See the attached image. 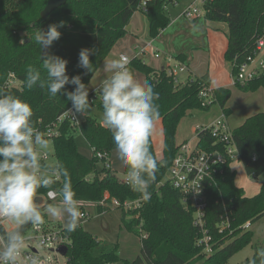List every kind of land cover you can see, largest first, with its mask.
I'll use <instances>...</instances> for the list:
<instances>
[{
    "label": "trees",
    "instance_id": "1",
    "mask_svg": "<svg viewBox=\"0 0 264 264\" xmlns=\"http://www.w3.org/2000/svg\"><path fill=\"white\" fill-rule=\"evenodd\" d=\"M46 1L0 0V90L29 102L34 110V126L40 128L54 121L71 103L63 94L50 97L46 86L31 90L25 86L29 65L41 68L42 77L46 78L40 48L34 40L38 29L46 31L49 25L64 22L59 29L62 35L46 54L65 58L69 77L81 75L82 82L87 85L114 43L126 34V24L135 10L145 13L149 35L153 38L170 23L165 6L173 0H149L145 10L140 7V0H67L43 20L40 10ZM202 12L205 20L227 24L223 57L230 63L233 75L236 65L253 53L255 39L264 27V0H204ZM82 48L95 50V54L90 55L92 72L78 67ZM129 67L132 71L142 72L144 81L153 84L158 93L156 103L159 105L163 143L162 156L157 159L156 178L149 188L150 199L147 202L142 199L138 208L121 205L124 200L139 198L141 194L131 190L126 180L120 179L110 167L109 157L115 149L112 134L88 113L77 125L69 120L60 124L59 133L51 138L55 163L50 167L59 174L52 186L58 193L66 179L60 167L67 170V181L80 209L94 205L100 213L113 207V199L119 201V226L140 236V254L132 260L119 258L116 244L104 246L79 223L73 232L63 227L69 238L66 264H228L236 251L252 241L253 231L243 230L240 226L245 221L253 224L264 215V183L257 193L247 196L234 181L235 171L230 165L232 160L216 166L207 190L206 226L212 234L211 251L207 253L197 243L200 233L193 224L192 207L182 201L180 192L164 177L181 142L177 141L181 120L192 115L196 109H208L213 103H218L226 116L230 112L225 106L230 89L226 86L212 87V100L202 105L203 98L199 93L204 86L210 85L208 73L175 83L166 68L154 69L136 56L132 57ZM9 74H13L18 86L6 85ZM234 84L244 90L264 89V72L245 83ZM74 87L65 85L68 91L74 90ZM91 95L89 93V97ZM96 104L103 112L102 103ZM76 128L91 147L90 156L78 150L72 134ZM232 138L244 171L258 178L264 171V110L247 116L232 130ZM215 141L209 130L197 132V144L202 148L222 146ZM150 150L155 157L151 142ZM124 169L127 171L125 165ZM47 190L41 188L38 195ZM105 193L108 194L106 198ZM59 200L60 197L54 202ZM222 202L228 213L229 226L218 231L216 222L223 212ZM51 203L47 200L43 204ZM260 249H264V245H256L251 256V261L255 258L257 264H262L257 255Z\"/></svg>",
    "mask_w": 264,
    "mask_h": 264
},
{
    "label": "clouds",
    "instance_id": "2",
    "mask_svg": "<svg viewBox=\"0 0 264 264\" xmlns=\"http://www.w3.org/2000/svg\"><path fill=\"white\" fill-rule=\"evenodd\" d=\"M64 22L49 25L46 31L38 29L35 43L40 52L52 46L62 33ZM95 50L82 48L78 67L92 72L90 55ZM42 69L29 65L25 75V86L47 87L50 97L65 95L70 101V111L86 115L92 109L89 87L82 82L81 75L71 78L67 74L68 61L54 54L40 55ZM132 57L120 55L105 64L110 75L100 87L103 107L102 126L112 134L116 151L127 168L126 183L134 192L141 194L147 202L151 197L149 188L155 181L158 161L150 150L151 138L157 134L160 120L158 93L148 81H140L129 67ZM65 85H73L68 91ZM34 110L29 102L9 92L0 90V217L10 221L14 227L0 235V264H18L28 225L39 229L46 217L63 219L65 229L73 232L82 215L75 199L68 172L60 167L65 183L59 189V203L44 205L37 198L41 188L52 189L54 179L42 163L48 140L34 126ZM264 264V249L257 253ZM27 264H42L40 257H28ZM251 264H257L254 258Z\"/></svg>",
    "mask_w": 264,
    "mask_h": 264
},
{
    "label": "rangeland",
    "instance_id": "3",
    "mask_svg": "<svg viewBox=\"0 0 264 264\" xmlns=\"http://www.w3.org/2000/svg\"><path fill=\"white\" fill-rule=\"evenodd\" d=\"M192 0H173L167 3L165 6V12L169 18L173 19L183 8ZM183 22L192 23L194 25L190 27L180 26L176 33L174 43L179 45V49L187 53V60H189L190 70L194 74H202L206 70L213 75L214 83H226L230 89V97L228 98L225 106L229 108L230 112L225 117V120L231 130L240 125L244 119L256 112L264 110V89L258 87L254 90H244L238 85L232 82V74L230 71V63L223 57V49L226 43V31L227 24L221 21H210L209 24L218 27L214 35L209 36V29L202 18L199 19H187L181 17L178 19L176 26ZM204 30V31H203ZM149 34V32H148ZM141 37V36H139ZM147 37H151L150 35ZM200 41V42H198ZM144 42L139 41L137 43V52L140 50ZM199 43V44H198ZM194 44H196L194 46ZM194 46V47H193ZM134 50V49H133ZM131 50V53L133 52ZM127 52H130L129 50ZM134 52H136L134 50ZM142 60L149 65H161L163 57L155 58L149 50L141 54ZM162 62V63H161ZM135 76L140 80L142 79V72L135 70L133 72ZM188 72L178 73V78H185ZM216 81V82H215ZM88 85V84H87ZM93 99L96 97L92 94ZM192 115L184 117L178 127L177 141H183L194 136L195 125L197 123L208 122L216 117H219L223 111L218 103H213L208 109L201 110L196 109ZM90 115H94L100 122L102 121L103 112L98 108L96 103L92 102V109L88 112ZM73 137L76 141L78 150L87 156L92 153L91 147L84 139L79 129L76 128L73 131ZM48 148L45 153L48 154V158L44 161L47 166L54 165V147L51 138H47ZM162 143L163 133L161 120L157 122V134H154L151 138V144L156 159H160L162 156ZM111 168L120 179L126 178L124 169V163L120 158L119 153L114 149L109 157ZM231 167L235 171V183L243 188L244 194L251 196L260 188V185L264 183V171L258 176L253 178L246 174L238 157H234L231 161ZM40 195H38L39 197ZM41 201L40 197L37 198ZM59 202H53L55 204ZM47 205V204H46ZM88 215L85 218H80L79 223L81 226L92 233L104 246H110L116 244L117 254L119 258L128 260L134 259L140 254V236L131 233L125 229L120 228V215L121 210L117 206H113L110 210L98 213L94 205H88L84 207ZM51 223H60L65 227V221L63 219H56L52 217H46ZM250 229L253 231L252 241L246 244L241 249L236 251L228 260V264H251V256L253 254L256 245H264V215L250 225ZM31 235L30 232L26 234ZM26 243L31 244L38 248V251L43 254L56 255L54 252H48L45 247L40 245L35 239L28 238ZM58 261L60 264H66V256L58 254ZM114 264H120L115 262Z\"/></svg>",
    "mask_w": 264,
    "mask_h": 264
},
{
    "label": "built area",
    "instance_id": "4",
    "mask_svg": "<svg viewBox=\"0 0 264 264\" xmlns=\"http://www.w3.org/2000/svg\"><path fill=\"white\" fill-rule=\"evenodd\" d=\"M149 0H140V7L145 10L146 4ZM204 0H192L181 11V15L187 19H195L200 17L202 12V4ZM151 49L154 56H158V52L155 50L152 44L146 43L141 47L138 53L145 52L146 49ZM120 55H126L120 53ZM167 73L172 77L175 83L182 82L178 78V73L185 72L187 70L186 65L183 62H176L174 65L166 68ZM264 72V27L259 35H257L254 43L253 53L246 56V58L236 65V71L232 75V82L245 83L260 73ZM6 85L18 86V82L15 80L13 74H9L6 80ZM94 97L101 98L100 87L96 88ZM92 94V93H91ZM199 95L203 98L202 105L212 100V86L206 85L201 90ZM90 102H93V96L89 97ZM71 106L64 112L59 114L56 119L43 128H37L44 136V138H52L59 133V126L64 120H69L72 124L77 125L83 114L73 113L70 111ZM225 114L222 113L219 117L214 118L208 122L197 123L195 125L194 136L180 142L171 162L167 168L164 179L167 180L175 189H177L182 197V201L189 204L193 209V224L199 230V237L197 243L204 247L205 252L211 251L212 234L206 226L207 220V190L210 183L213 180V174L216 166L219 163H223L227 160H232L238 156L235 144L232 138V130L229 128ZM209 130L215 138V142H219L222 146H213L211 148H202L197 144V132L200 130ZM101 158V154H98ZM48 158V154L45 153L42 163ZM47 166V165H46ZM51 166V165H50ZM47 167L49 175H52L54 180L59 178V174L56 169ZM126 180V178L124 179ZM108 196L104 194V198ZM43 203L47 200L54 202L59 198V193L55 189H48L44 194L39 196ZM142 196L132 200H124L122 206L125 208H138L142 201ZM113 206H120L119 201L112 200ZM223 212L219 216V221L216 222V228L218 231H222L229 226V217L222 202ZM82 215L80 218H85L88 213L85 209H80ZM250 222L245 221L240 227L243 230L250 229ZM14 225L5 218L0 217V235H3L6 231L11 230ZM60 223H51L46 218V223L39 229L28 225L25 230V235L30 232L31 235H26L28 238L35 239L40 245L45 247L48 252H54L56 255L43 254L38 251V248L25 242L22 255L18 258V264H27L28 257L38 256L40 257L42 264H60L58 261V254L62 255L58 250V246L65 244L68 246L69 238L64 232ZM65 256V255H62Z\"/></svg>",
    "mask_w": 264,
    "mask_h": 264
},
{
    "label": "crops",
    "instance_id": "5",
    "mask_svg": "<svg viewBox=\"0 0 264 264\" xmlns=\"http://www.w3.org/2000/svg\"><path fill=\"white\" fill-rule=\"evenodd\" d=\"M181 17H183V16L181 15V12H179V14H177L173 19L170 18L171 19L170 23L165 28H163L158 33V35L156 37L152 38V37H147V36H149V34H148L149 31H148V20H147L145 13L140 11V10H135L132 13L128 23L126 24V27H125L126 28V34L123 37L119 38L114 43V45L111 47L110 51L107 53V55L104 57V59L102 60V62L98 66L95 73L92 75V77H91V79L87 85L89 87V93H92L93 95H95L96 88L101 87L103 81L110 75L109 73H107L105 71V64L109 60L119 57L120 53H124L130 57L136 56V57L142 59V57H141L142 53L139 54L137 52V49H136L137 47H140V46H137V43H139V41L144 42L141 46H143V45L145 46L146 43H150L153 45L155 50L158 52V56H154L152 54L151 49L147 48L146 50H149L155 58L163 57V61H162L163 63L161 62L162 63L161 65L151 66L145 62L150 67H152L154 69H163V68H167L169 66L174 65L176 62H183L187 67L186 71L188 72V75L183 79L180 78L181 81H184L187 77H194V76L202 75L204 73H208L210 85L212 87L225 86L226 83H224V84L223 83H221V84L214 83L213 75L209 73V70H206L202 74H196V75L194 74V76H193V73L189 67V60H187V53L184 51V49L180 50L179 45L177 43L173 42V40H175L176 33L178 32V29L180 26L190 27V26L194 25L192 23L183 22L180 25L176 26L178 19ZM199 18H202L204 20V23L208 27H212V29H209L208 37L214 35L215 34L214 31H216L215 29H218V27H215V26L209 24L210 20H205L203 18V15H201L197 19H199ZM192 20H194V19H192ZM139 36H141V37H139ZM198 42H200V41H198ZM226 44H227V38H226V43H225L224 49L226 47ZM195 45L196 44H194V46ZM133 49L136 52H134ZM224 49H223V52H224ZM128 50L130 52H127ZM131 50H133L132 53H131ZM146 50H145V52H146ZM142 75H143L142 79L144 81L145 76H144V74H142ZM97 102H101V98L100 99L96 98V100H93V103H97ZM182 140H184V139H182ZM110 167H111V165H110Z\"/></svg>",
    "mask_w": 264,
    "mask_h": 264
},
{
    "label": "water",
    "instance_id": "6",
    "mask_svg": "<svg viewBox=\"0 0 264 264\" xmlns=\"http://www.w3.org/2000/svg\"><path fill=\"white\" fill-rule=\"evenodd\" d=\"M67 0H47L43 8L40 10V16L42 17L43 20H45L49 13L52 12L55 8L65 4ZM48 49H44L41 51V57H43ZM67 245L61 244L58 246L57 250L62 254L66 255L67 252Z\"/></svg>",
    "mask_w": 264,
    "mask_h": 264
}]
</instances>
